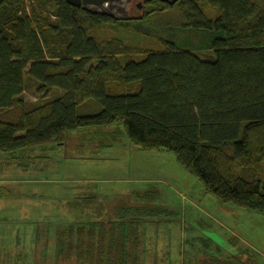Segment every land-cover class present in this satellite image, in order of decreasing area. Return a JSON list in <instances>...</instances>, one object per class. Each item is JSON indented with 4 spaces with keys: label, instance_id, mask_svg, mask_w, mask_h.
<instances>
[{
    "label": "trees",
    "instance_id": "16d2710c",
    "mask_svg": "<svg viewBox=\"0 0 264 264\" xmlns=\"http://www.w3.org/2000/svg\"><path fill=\"white\" fill-rule=\"evenodd\" d=\"M142 2L116 21L66 0H0V154L118 124L220 202L264 214V0ZM140 35L159 48L133 45ZM84 228L64 229L56 260L127 264L113 232Z\"/></svg>",
    "mask_w": 264,
    "mask_h": 264
},
{
    "label": "rangeland",
    "instance_id": "374dc122",
    "mask_svg": "<svg viewBox=\"0 0 264 264\" xmlns=\"http://www.w3.org/2000/svg\"><path fill=\"white\" fill-rule=\"evenodd\" d=\"M139 2L133 1L131 14L141 10L136 7ZM131 43L159 48L154 39L142 35ZM36 85L27 79L26 100L37 99ZM71 142L80 146L51 149L48 157L36 160L39 166L34 169L19 164L22 151L0 154V264L6 259L13 264H75L56 260L58 240L70 223L94 219L73 210L69 201L95 194L122 197L124 202L143 193H157L152 205L170 212L128 215L129 229L136 235L128 239L127 264H264V214L220 202L173 152L138 149L118 124L70 131L65 143ZM110 142L114 143L106 146ZM81 205L94 206L95 211L103 207ZM140 205L115 202L108 211Z\"/></svg>",
    "mask_w": 264,
    "mask_h": 264
},
{
    "label": "crops",
    "instance_id": "0c3cea01",
    "mask_svg": "<svg viewBox=\"0 0 264 264\" xmlns=\"http://www.w3.org/2000/svg\"><path fill=\"white\" fill-rule=\"evenodd\" d=\"M111 143H114V142L107 143L106 146H110L109 144H111ZM69 145H76V147L80 146V145H77V143L75 144V143L71 142L70 144L63 143V144L48 146L46 148H36V149H40L39 151H34L36 149H31L28 151H23L21 153L22 157H20V159H21L20 162H19V158H16V159H18L17 161L19 162V164H21L22 162L24 163V164H22L24 169H34V168H37L39 166V164H37V165L35 164L36 160L40 161V160L48 157V156H46V154L51 149H54V148L59 147V146H62V147H59L58 149H65V148H69ZM6 163L8 164V159H7ZM5 166H7V165H5ZM91 181L92 180H90L89 182H91ZM154 192L156 193V191H154ZM156 194L151 195V196H149V195L146 196L143 194H137V195L135 194L132 198L126 199L124 202H123L122 197H115V198L107 199L106 197L98 196L95 194H88V195L86 194V195L77 196L76 198L69 201L71 203V205L73 206V210L81 212L82 216L88 217L91 220L93 218L94 220H93V222H86V223H81V224L78 222L70 223L69 227L71 228L72 232H77L80 227L81 228L85 227L84 232L94 231V233H96V234L102 230L108 232L109 234H111V232H113L112 235H113L114 239H117V241H118L115 244V247L113 248V250L117 252L120 262L122 260L125 261V258L129 257V255H130L128 253V248L126 247L127 243H128V239L131 235H133V234L136 235L135 230L133 231L132 228L129 229V221L127 220L128 215L131 214L133 211H135L137 213H141V214L158 213L161 211L170 212L169 209L165 206L152 205V202H154L155 197L157 196ZM84 196H86V197H84ZM130 199H132L134 202L129 201ZM84 202L88 203V205L93 204V203H102L103 207H98V210L95 211L93 209L94 206L82 207L81 204ZM115 202L116 203H118V202L122 203V205H125V206H126V204H141L142 206L140 205V206H135L132 208L131 207H125V206H122L119 208L114 207V210L108 211L110 204L115 203ZM79 203H81V204H79ZM100 208H103V209L100 210ZM130 227H133V226L131 225ZM91 246H93V247H91L92 250H90L89 253L94 252L93 260L95 261L98 258L96 253H98L99 247L95 243H94V245H91ZM102 246H104V244ZM125 253H128L127 257L125 255ZM73 255H72L71 260H73V262H74V261H76V258H75V255L74 256ZM45 260L46 259L44 258L43 261H45ZM87 262L89 263V260H87ZM2 263L13 264L12 261H9L7 259H6V262H1V264Z\"/></svg>",
    "mask_w": 264,
    "mask_h": 264
},
{
    "label": "water",
    "instance_id": "95a60500",
    "mask_svg": "<svg viewBox=\"0 0 264 264\" xmlns=\"http://www.w3.org/2000/svg\"><path fill=\"white\" fill-rule=\"evenodd\" d=\"M57 1V0H49ZM69 4L82 7L108 16L116 21H126L132 17L134 0H66ZM141 1V0H140ZM169 4H174L178 0H160ZM137 8L142 9V2L137 3Z\"/></svg>",
    "mask_w": 264,
    "mask_h": 264
}]
</instances>
